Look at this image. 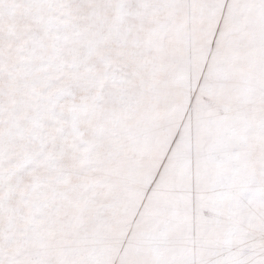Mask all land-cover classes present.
Returning <instances> with one entry per match:
<instances>
[{
	"label": "snow or ice",
	"instance_id": "6c2138e0",
	"mask_svg": "<svg viewBox=\"0 0 264 264\" xmlns=\"http://www.w3.org/2000/svg\"><path fill=\"white\" fill-rule=\"evenodd\" d=\"M0 264H264V0H0Z\"/></svg>",
	"mask_w": 264,
	"mask_h": 264
}]
</instances>
